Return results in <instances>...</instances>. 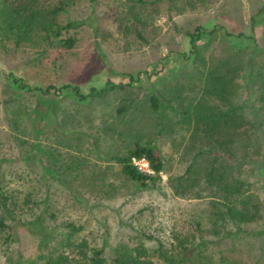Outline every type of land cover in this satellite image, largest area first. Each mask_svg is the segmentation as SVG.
Instances as JSON below:
<instances>
[{
  "label": "rangeland",
  "instance_id": "374dc122",
  "mask_svg": "<svg viewBox=\"0 0 264 264\" xmlns=\"http://www.w3.org/2000/svg\"><path fill=\"white\" fill-rule=\"evenodd\" d=\"M142 1L140 6L129 0H98L95 6L89 0L68 2L60 22L80 24L71 50L41 39L16 48L0 36V180L16 199L49 197L46 202L56 212V219L46 220L49 226L68 220L86 222L89 231L106 226L116 243L131 232L128 223L169 244L172 231H188L190 216L205 208L176 196L170 186V179L185 173L199 145L180 113L200 98L212 68L223 67L232 50L252 47L247 39L224 35H251V18L264 0ZM58 2L42 4L52 8ZM200 25L217 33L194 53L187 33ZM256 37L264 47V25ZM138 71L148 74L134 87L86 102L70 91L28 93L9 78L31 87L72 84L88 93L108 81L127 84L128 75ZM153 95L164 111H153ZM146 143L164 158L165 169L155 186L137 189L117 159ZM258 160L254 156L251 162ZM234 166L238 171L244 165ZM71 195L79 199L74 203ZM17 235L19 242L0 249V264L20 254L39 255V236L23 228Z\"/></svg>",
  "mask_w": 264,
  "mask_h": 264
},
{
  "label": "trees",
  "instance_id": "16d2710c",
  "mask_svg": "<svg viewBox=\"0 0 264 264\" xmlns=\"http://www.w3.org/2000/svg\"><path fill=\"white\" fill-rule=\"evenodd\" d=\"M42 1L0 0V36L16 48L41 39L57 48L73 49L78 41L73 31L80 24H63L59 17L75 0H59L52 8ZM129 1L134 6L145 4ZM89 2L95 6L98 0ZM263 25L264 6L251 18V35L226 31L227 39H247L252 47L243 53L231 49L223 67L209 71L200 98L180 113L184 123L193 126L191 132L199 145L193 148L196 153L185 173L170 179V186L176 196L205 206L190 216L188 231L174 229L167 244L158 234L126 223L131 231L127 238L111 243L106 226L89 231L86 222L68 220L52 227L46 223L49 218L56 219V212L46 202L49 197L16 199L11 187L0 180V249L19 242L18 228L40 239L37 258L26 259L20 254L6 264H264V47L256 37L257 28ZM216 33L215 27L201 25L187 33L192 52L197 53L199 43L211 40ZM147 74L131 73L127 84L108 81L88 93L72 84L31 87L14 75L9 78L28 93L50 96L70 91L86 102L132 88ZM150 102L153 111H164L158 95ZM254 156L259 160L251 162ZM143 157L150 161L154 175L143 174L132 165L133 158ZM117 161L126 180L137 189L162 180L165 161L150 143L137 144ZM71 197L74 203L79 199Z\"/></svg>",
  "mask_w": 264,
  "mask_h": 264
},
{
  "label": "built area",
  "instance_id": "2783aa9c",
  "mask_svg": "<svg viewBox=\"0 0 264 264\" xmlns=\"http://www.w3.org/2000/svg\"><path fill=\"white\" fill-rule=\"evenodd\" d=\"M132 165L137 168V170L143 174L154 175L155 172L151 167L150 161L146 158H133Z\"/></svg>",
  "mask_w": 264,
  "mask_h": 264
}]
</instances>
